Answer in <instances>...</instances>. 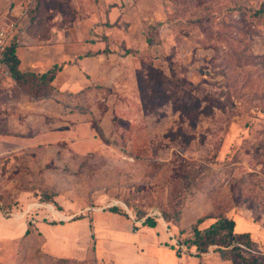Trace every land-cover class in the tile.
Segmentation results:
<instances>
[{
	"label": "rangeland",
	"instance_id": "obj_1",
	"mask_svg": "<svg viewBox=\"0 0 264 264\" xmlns=\"http://www.w3.org/2000/svg\"><path fill=\"white\" fill-rule=\"evenodd\" d=\"M262 9L264 0H0V25L27 14L25 41L42 47L58 41L53 33H68L69 62L87 54L76 45L106 42L112 81L53 90L57 98L39 103L47 97L32 98L4 75L0 264H116L115 254L66 260L52 250L86 245L79 235L91 215L111 206L131 220L162 216V241L127 264H264ZM150 63L193 84L178 93L195 110L168 103L143 111L136 71ZM222 216L236 222L241 256L224 258L215 247L197 256L179 245L198 219L202 228Z\"/></svg>",
	"mask_w": 264,
	"mask_h": 264
},
{
	"label": "crops",
	"instance_id": "obj_2",
	"mask_svg": "<svg viewBox=\"0 0 264 264\" xmlns=\"http://www.w3.org/2000/svg\"><path fill=\"white\" fill-rule=\"evenodd\" d=\"M112 12L113 8L108 11L109 19L112 18V15L114 14ZM110 22L112 23L113 21ZM53 35L56 37L58 36V41L53 43L46 41L47 43L42 45V47L36 45V41L32 38V40L29 39L25 41L26 36L28 37V33L23 35L22 44H19L16 47V54L20 61V70L25 71L27 69H31L35 72L43 73L48 71L54 65L60 66L61 70L57 73L52 82L54 87L53 93L56 92L58 94H60V92H81L91 87L93 83H97L102 86H109L112 84L111 78L108 75L110 65L106 61V55L103 49L107 44L106 42L97 39L95 41L88 40L85 43L76 45L73 47L74 50L78 47L86 48L87 51L85 53L87 54H81L77 56L76 59H72V61L69 62L66 56L68 45L67 43L62 42V38L66 41L68 33L58 31V33H53ZM72 36L74 35L72 34ZM123 44H125L128 48L135 49L131 43H126V41H124ZM3 70L4 66L0 63V82L1 77H4V75L7 77L9 76L8 73H3ZM8 78L10 79V77ZM55 98H57L55 97V94H51L49 97L38 102H48ZM90 219L91 223L88 224L90 232L88 231L79 236H81L82 241L87 244L93 242V245L89 248V245L87 244L79 246L70 243L71 245H69V247L67 244L59 249H52L56 250L55 252H57L58 255H56L59 259L77 260L78 254L94 252L96 253V256L99 254L100 260H102V257L109 258L111 254H115L114 259H112L113 262L116 264H127V261L130 262L129 256L133 257L135 255H139L141 248H145L147 245H158L162 241V238H164L163 227H160L158 219L155 226L142 225L141 222L135 224L127 216L112 212L109 209L107 211L93 213ZM17 222L19 223V221H16L15 223L18 224ZM138 226H140L138 229L134 228ZM3 230H5L4 226H1L0 233ZM18 230L15 235L13 234L11 236V238H16L21 234ZM252 236L255 238L253 233Z\"/></svg>",
	"mask_w": 264,
	"mask_h": 264
},
{
	"label": "trees",
	"instance_id": "obj_3",
	"mask_svg": "<svg viewBox=\"0 0 264 264\" xmlns=\"http://www.w3.org/2000/svg\"><path fill=\"white\" fill-rule=\"evenodd\" d=\"M261 11L264 12V9ZM16 47V44L7 46L1 53L0 63L5 67L11 79L19 86H22L25 92L32 98L43 99L49 97L54 90L52 82L57 73L61 70V67L54 65L43 73H38L31 69L22 71L19 68L20 61L16 54ZM142 71H146L145 76ZM142 71H136V79L144 112H158L159 109L163 108V106L168 103H172L176 110H185L184 112H187V114H189L188 112L190 110L196 109L194 105H192L193 107L191 106V103L188 104L186 101H183L184 96L178 93L179 87L184 85L193 86L191 82L187 81L185 78L173 82L161 69L152 63L146 64ZM3 83L4 77H1L0 91L3 89ZM170 88L174 89L172 90ZM108 209L112 212L123 214L131 219L129 214L122 208L111 206ZM163 219L168 225V220H166L164 216ZM132 221L134 223L141 222L142 225L155 226L157 218L154 216H146L144 213H138L133 214ZM202 221V218L198 219L196 225L193 227V236L180 241L179 245L187 247L188 250L194 249V254L197 256L207 253L211 247H215V251L219 252L224 258H228L231 255L241 256V247L233 245L236 241L237 234L235 232L236 222L234 219L225 216L218 217L208 226L201 228L199 224L202 223ZM243 236L249 237L250 235L249 233H245ZM246 243L247 245L250 244V240L247 239ZM180 248L181 247L176 250L177 254H180Z\"/></svg>",
	"mask_w": 264,
	"mask_h": 264
},
{
	"label": "built area",
	"instance_id": "obj_4",
	"mask_svg": "<svg viewBox=\"0 0 264 264\" xmlns=\"http://www.w3.org/2000/svg\"><path fill=\"white\" fill-rule=\"evenodd\" d=\"M26 15L27 14L23 13L21 16H18L12 13V17L6 19L0 25V53H2L4 49L9 45L22 44L23 35L26 33ZM152 216H161V214L156 212Z\"/></svg>",
	"mask_w": 264,
	"mask_h": 264
}]
</instances>
